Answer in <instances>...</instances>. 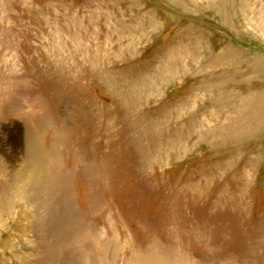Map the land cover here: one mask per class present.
Here are the masks:
<instances>
[{
  "label": "rangeland",
  "instance_id": "obj_1",
  "mask_svg": "<svg viewBox=\"0 0 264 264\" xmlns=\"http://www.w3.org/2000/svg\"><path fill=\"white\" fill-rule=\"evenodd\" d=\"M0 264H264V0H0Z\"/></svg>",
  "mask_w": 264,
  "mask_h": 264
},
{
  "label": "bare ground",
  "instance_id": "obj_2",
  "mask_svg": "<svg viewBox=\"0 0 264 264\" xmlns=\"http://www.w3.org/2000/svg\"><path fill=\"white\" fill-rule=\"evenodd\" d=\"M48 155V154H47ZM33 156V155H32ZM50 156V155H49ZM52 157V156H51ZM46 157H44V156H38V155H35L34 157H32V159H31V163H30V166H32V165H34L35 166V163L36 164H39V166H41L44 162H43V159H45ZM47 158H48V156H47ZM49 159L50 158H48V161H49ZM46 160V159H45ZM47 162V161H46ZM51 162V161H50ZM55 163V162H54ZM41 164V165H40ZM29 165V164H28ZM45 165V164H44ZM43 165V166H44ZM54 165V164H53ZM37 166V165H36ZM38 167V166H37ZM52 167V166H51ZM28 168V167H27ZM31 168H35V167H31ZM39 168V167H38ZM28 169H30V168H28ZM36 169V168H35ZM34 169V170H35ZM40 169H42V168H40ZM44 169H46V166L44 167ZM35 172V171H34ZM41 172V171H40ZM47 171H45L44 173H46ZM32 173V172H31ZM37 174V173H36ZM44 177H45V175H43ZM48 176V175H47ZM45 179V178H44ZM46 180V179H45ZM37 182V181H36Z\"/></svg>",
  "mask_w": 264,
  "mask_h": 264
}]
</instances>
